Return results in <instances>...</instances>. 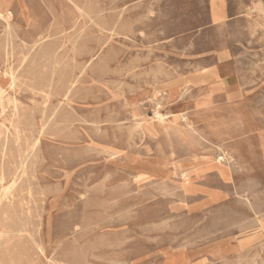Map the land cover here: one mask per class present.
Wrapping results in <instances>:
<instances>
[{"label":"rangeland","instance_id":"rangeland-1","mask_svg":"<svg viewBox=\"0 0 264 264\" xmlns=\"http://www.w3.org/2000/svg\"><path fill=\"white\" fill-rule=\"evenodd\" d=\"M77 1L89 16L77 15L72 0H23V8L12 0L10 26L0 18V86L19 108L21 149L39 137L24 178L26 230L35 237L41 229L48 259L59 246L58 264H264V0ZM214 74L233 82L237 96L220 105L223 141L212 147L217 158L228 154L223 186L232 194L208 206L186 194L171 158L195 143L199 116L183 107ZM13 103L0 105V125L8 126ZM16 147L11 138L14 160ZM21 242L13 239L9 253L27 264L33 246L22 254ZM4 252L0 245V264H12Z\"/></svg>","mask_w":264,"mask_h":264},{"label":"bare ground","instance_id":"bare-ground-1","mask_svg":"<svg viewBox=\"0 0 264 264\" xmlns=\"http://www.w3.org/2000/svg\"><path fill=\"white\" fill-rule=\"evenodd\" d=\"M46 2H47V0H45ZM11 2H12V0H0V18H2V19H4L5 21H6V23H7V25H9V20H10V18H11V16H12V12L9 10V8H10V4H11ZM16 2L18 3V5L21 7V8H23V6L25 5L24 3H23V0H16ZM38 2V1H37ZM80 2V1H79ZM79 2L76 0H72V5L74 6V8L76 9H74L76 12H77V15H79L80 14V16L82 17V16H89L90 14H89V12H87L83 7H81L80 5H79ZM102 2H104V1H102ZM44 3V2H43ZM51 4V3H50ZM53 5V4H52ZM52 5H51V8H53L52 7ZM83 5V4H82ZM42 6V5H41ZM46 7V6H45ZM47 8V7H46ZM88 9H89V7H88ZM93 9V8H92ZM106 9V8H105ZM48 10V9H47ZM52 10V9H51ZM50 11V10H49ZM166 11V10H165ZM45 12V11H44ZM53 12V11H52ZM56 12V11H55ZM122 12V11H121ZM102 14H103V12H101ZM263 13H264V11H263ZM92 14H93V12H92ZM97 14H99V13H97ZM96 15V14H95ZM31 18L36 22V23H39V18H38V16H37V14H35L33 11H31ZM53 16V15H52ZM144 16V15H143ZM54 17V16H53ZM52 17V18H53ZM91 17V16H90ZM98 17V16H97ZM105 17V16H104ZM103 17V18H104ZM84 18H86V17H84ZM87 18H89V17H87ZM98 18H100V16L98 17ZM54 19V18H53ZM95 19H96V17H95ZM94 19V20H95ZM104 20V19H103ZM129 20H131V19H129ZM56 21V20H55ZM84 19H83V23H84ZM99 21V20H98ZM102 21V20H101ZM105 21V20H104ZM57 23H59L58 21H56ZM77 22H79V21H77ZM112 22V21H111ZM114 22V21H113ZM120 22V21H119ZM128 22V21H127ZM74 23H76V21L74 22ZM81 23V22H80ZM79 23V24H80ZM93 22H92V20H91V24H92ZM103 23V22H102ZM116 23V22H115ZM125 23V22H124ZM77 24V23H76ZM75 24V25H76ZM89 24V23H88ZM118 24V23H117ZM117 24H116V26H117ZM123 24V23H122ZM125 24H127V23H125ZM50 25H51V22H50ZM97 25V24H96ZM95 24H94V26H96ZM10 26V25H9ZM48 26V25H47ZM87 26V25H86ZM91 26V25H90ZM106 26V25H105ZM115 26V27H116ZM125 26V25H124ZM124 26H122V27H124ZM128 26V25H127ZM132 26V25H131ZM8 27V26H7ZM52 27V26H51ZM58 27V26H57ZM93 27V26H92ZM92 27H91V29H92ZM109 27V26H108ZM126 27V26H125ZM129 27H130V25H129ZM10 28V27H9ZM84 28V27H83ZM88 28V27H87ZM100 28V27H99ZM132 28V27H131ZM10 29H12L13 30V27L12 28H10ZM114 29V28H113ZM113 29H112V31H113ZM5 30H7L6 28H5ZM73 30V29H72ZM85 30H86V28H85ZM94 30V29H93ZM10 31V30H9ZM49 31V30H48ZM55 31H59V30H55ZM80 31H82V29L80 30ZM121 32L122 31H124V30H120ZM8 32V31H7ZM84 32V31H83ZM124 33V32H123ZM126 33V32H125ZM128 33H130V32H128ZM143 33V32H142ZM3 34H5L4 33V31H3ZM16 34V33H15ZM84 34V33H83ZM86 34V33H85ZM1 35V34H0ZM11 35V34H10ZM75 35H78V34H75ZM93 35V34H92ZM40 36V35H39ZM41 36H42V34H41ZM40 36V37H41ZM48 36V35H47ZM50 36V35H49ZM60 36V35H59ZM254 36V35H253ZM7 38L6 39H8V36H6ZM11 37V36H10ZM39 37V38H40ZM98 37V41H99V36H97ZM125 37H127V36H125ZM4 38V37H3ZM39 38H38V40H36L35 42H37V41H39ZM47 38V37H46ZM73 38V37H72ZM78 38V37H77ZM13 39V38H12ZM149 39V38H148ZM172 39V38H171ZM68 40H70V39H68ZM79 40V39H78ZM83 40V39H82ZM81 40V41H82ZM8 41V40H7ZM43 41V40H42ZM42 41H40V42H42ZM44 41H46V39L44 40ZM43 41V42H44ZM71 41V40H70ZM76 41V40H75ZM11 42V41H10ZM69 42V41H68ZM1 43V42H0ZM8 43V42H7ZM70 43V42H69ZM75 43V42H74ZM73 43V44H74ZM99 43V42H98ZM36 44V43H35ZM39 44V43H38ZM43 44V43H42ZM26 45V44H25ZM24 45V46H25ZM32 45V44H31ZM44 45V44H43ZM193 45V44H192ZM33 46V45H32ZM65 45L63 44V46L62 47H64ZM67 46V45H66ZM40 47V46H39ZM61 47V48H62ZM74 47V46H73ZM84 47V46H83ZM11 48V47H10ZM26 48V47H25ZM34 48V47H33ZM72 48V47H71ZM45 49V48H44ZM75 49V48H74ZM2 50V49H1ZM5 50V49H4ZM8 50V49H7ZM15 50V49H14ZM21 50H23V49H21ZM92 50V49H91ZM112 50H113V48H112ZM33 51V50H32ZM43 51V50H42ZM6 52V51H5ZM8 52H9V50H8ZM12 52V51H11ZM23 52V51H22ZM21 52V53H22ZM38 52V51H37ZM36 52V53H37ZM44 52H45V50H44ZM75 51H73V53H74ZM113 52V51H112ZM7 53V52H6ZM89 53V52H88ZM12 54V53H11ZM31 54V52L27 55V56H29ZM38 54V53H37ZM57 54V53H56ZM68 54V53H67ZM76 54V53H75ZM115 54V53H114ZM52 55V54H51ZM7 56V55H6ZM12 56V55H11ZM31 56H33V55H31ZM57 56V55H56ZM30 57V56H29ZM54 57V56H53ZM117 57V56H116ZM8 58V57H7ZM6 58V59H7ZM42 58V57H41ZM67 58V57H66ZM108 58V57H107ZM28 59V58H27ZM43 59H45V58H43ZM51 60V59H50ZM117 60V59H116ZM23 61H25V60H23ZM34 61H36V60H34ZM40 61V60H39ZM43 61V60H42ZM49 61V60H48ZM54 61H55V59H54ZM73 61H75L74 59H73ZM8 62H9V60H8ZM47 62V61H46ZM63 62V61H62ZM104 63L106 62V61H103ZM113 62V61H112ZM38 63V62H37ZM45 63V62H44ZM43 63V64H44ZM56 63V62H55ZM72 63V62H71ZM75 63V62H74ZM33 64V63H32ZM41 64V63H40ZM58 64V63H57ZM61 64V63H60ZM69 64V63H68ZM22 65V64H21ZM31 65V64H30ZM56 65V64H55ZM75 65V64H74ZM11 66H12V64H11ZM32 66V65H31ZM33 66H34V64H33ZM36 66V65H35ZM50 66H52V64L50 65ZM54 66V65H53ZM53 66H52V68H53ZM88 66H89V64H88ZM21 67V66H20ZM39 67H40V65H39ZM38 66H37V68H39ZM74 67V66H73ZM57 68H59V66L57 67ZM70 68V67H69ZM87 68V67H86ZM85 68V69H86ZM90 68H91V66H90ZM104 68V67H103ZM178 68V67H177ZM9 69H10V67H9ZM28 69V68H27ZM26 69V70H27ZM31 69H32V67H31ZM35 69H36V67H35ZM44 69V68H43ZM84 69V70H85ZM6 69H4V71H5ZM33 70H34V68H33ZM32 70V71H33ZM65 70V69H64ZM75 70H77V69H75ZM83 70V71H84ZM18 71V70H17ZM31 71V72H32ZM53 71V70H52ZM30 72V71H29ZM30 72V73H31ZM6 73V72H5ZM25 73V72H24ZM23 73V74H24ZM56 73V72H55ZM114 73H116L115 71H114ZM8 75H9V77H8V81H9V84H10V87L14 84V75H13V73H12V71L10 70L8 73H7ZM17 74V73H16ZM53 74V73H52ZM73 74V73H72ZM81 74V73H80ZM63 75V74H62ZM126 75V74H125ZM17 76H18V74H17ZM33 77V76H32ZM80 77V79H81V76H79ZM98 78V77H97ZM20 79V78H19ZM52 79V78H51ZM15 80H16V78H15ZM34 81V80H33ZM49 81V80H48ZM36 82V81H35ZM52 82V81H51ZM54 82V81H53ZM71 82V81H70ZM111 82V81H110ZM30 83H32V84H34L33 82H30ZM59 83H60V81H59ZM123 83V82H122ZM31 84V85H32ZM112 84H114V83H112ZM30 85V86H31ZM50 85H52V84H50ZM110 85V84H109ZM119 85V84H118ZM117 86V85H116ZM121 86V85H120ZM119 86V87H120ZM32 87H33V85H32ZM71 87V86H70ZM118 87V88H119ZM72 88V87H71ZM70 88V89H71ZM121 88V87H120ZM119 88V89H120ZM49 89H51V86H50V88ZM56 89V88H55ZM117 89V88H116ZM5 89L2 87V86H0V105H4L5 104V101L7 102V103H13V101H11V99L10 98H8L7 97V99H5L6 98V93H5ZM50 91V90H49ZM62 91V90H61ZM69 91V90H68ZM45 92V91H44ZM41 93H43V92H41ZM80 93V92H79ZM122 93H124V92H122ZM176 93V92H175ZM50 93H48L47 95H49ZM167 94H169V93H167ZM52 95V94H51ZM55 96V95H54ZM77 96V95H76ZM174 96V95H173ZM49 97V96H48ZM172 97V96H171ZM66 98V97H65ZM15 100V99H14ZM228 100V99H227ZM44 101H46V100H44ZM18 102V101H17ZM62 103V102H61ZM63 104V103H62ZM65 104H67V103H65ZM124 104H126V103H124ZM44 105V104H43ZM64 105V104H63ZM208 105H210V104H208ZM45 106V105H44ZM129 106V105H128ZM185 106V105H184ZM127 107V106H126ZM5 109V108H4ZM6 109H7V107H6ZM73 109V108H72ZM71 109V110H72ZM23 111V110H22ZM157 111V110H156ZM5 112V111H4ZM34 111H31V113H33ZM45 114V113H44ZM54 114V113H53ZM130 114V113H129ZM155 114H156V116L158 117L159 116V114L157 113V112H155ZM161 114V113H160ZM25 115V114H24ZM27 115V114H26ZM112 115V114H111ZM3 116H4V114H3ZM19 116H20V112H19V108L17 107V104L16 103H13L12 104V114H11V118L8 120V122H9V124H8V126L7 125H5V124H1L0 125V185L2 186V189L0 190V245L1 246H3V249H4V254H5V257L7 258H9V259H11L10 261H11V263L12 264H23L22 262H24V260H23V258H18V259H14V257H11L12 255H10V253H9V249H10V245H9V243L13 240V239H19V241H22L21 243L23 244V246L25 245V243H28V242H30L31 243V245L33 246V248H32V253L30 254V257H31V259L27 262V264H51V263H53V264H58L57 263V256H56V254H57V244H55V248L53 249V254H52V256H50L51 258H49L48 259V255H46V251H45V249H44V246H43V244H42V241H41V237H42V234H41V229L38 231V233L35 235V237L32 235V233H29L28 232V230H26V225H25V221L27 220L26 219V217L28 218V216L29 215H31V207L29 206V203H30V199H31V186H30V182L31 181H29V183L27 182V183H25V179L24 178H26L27 177V165H29L28 164V159H29V156H31L33 153H34V151H35V146H37V144H38V142H39V137L37 138V139H35L34 141H33V143H31V144H27V149H21V146H20V139H21V137H20V134H19V130H18V125L17 124H15V123H17L18 122V119H19ZM162 116V115H161ZM32 118V117H31ZM51 118V117H50ZM53 118V117H52ZM44 119V118H43ZM108 119V118H107ZM125 121H127V120H125ZM165 121V120H164ZM51 122H54V121H51ZM67 122V121H66ZM110 122V121H109ZM49 123V122H48ZM62 123V122H61ZM189 123V122H188ZM47 124V123H46ZM50 125H52V127H53V124L52 123H49ZM137 124V123H136ZM54 125H55V123H54ZM94 125V124H93ZM96 125V124H95ZM158 125V124H157ZM165 125V124H164ZM27 126V125H26ZM46 126V125H45ZM29 127V126H28ZM47 127V126H46ZM49 127V126H48ZM56 127V126H55ZM62 127V126H61ZM99 127V126H98ZM135 127V126H134ZM137 127H140V126H137ZM151 127V126H150ZM67 128V127H66ZM65 128V129H66ZM136 128V127H135ZM141 128V127H140ZM45 129V128H44ZM57 129V128H56ZM67 130H68V128H67ZM142 130V129H141ZM166 130V129H165ZM168 130V129H167ZM41 131H42V129H41ZM50 131H51V129H50ZM62 131V130H61ZM23 133H24V131H23ZM57 134V133H56ZM60 134V133H59ZM58 134V135H59ZM29 135V134H28ZM66 135V134H65ZM115 135V134H114ZM142 135V134H141ZM56 136V135H55ZM54 136V137H55ZM152 136V135H151ZM32 137V136H31ZM57 137V136H56ZM11 138H13L14 139V143L17 145V147H16V151L18 150V154H17V160H14L15 158H14V156H12L13 158H11V156H9V155H12V154H9L8 155V150L10 149H8V145H9V141H10V139ZM59 138H60V136H59ZM62 138V137H61ZM32 139V138H31ZM143 140V139H142ZM27 141V140H26ZM199 141V140H198ZM132 142H133V140H132ZM134 144V143H133ZM135 145H137L136 143H135ZM139 145V144H138ZM38 146H39V144H38ZM131 147V146H130ZM12 148V147H11ZM18 148V149H17ZM38 150V149H37ZM41 150V149H40ZM15 151V150H14ZM10 152H12V151H10ZM36 153H37V151H35ZM67 152V151H66ZM70 152V151H69ZM68 152V153H69ZM106 152V151H105ZM215 152V151H214ZM213 152V153H214ZM13 153V152H12ZM170 153V152H169ZM216 153V152H215ZM214 153V154H215ZM77 154V153H76ZM92 155V154H91ZM109 155V154H108ZM111 156H112V154H111ZM217 156H218V154H217ZM230 156V155H229ZM36 157V156H35ZM70 157V156H69ZM77 157V156H76ZM87 157H88V155H87ZM231 157V156H230ZM232 158V157H231ZM31 159V158H30ZM72 159V158H71ZM172 159V158H171ZM217 159V161H218V164H220L221 166H226L227 165V161H228V154H227V152L225 151V149L223 150V155L222 156H220V157H218V158H216ZM231 161H232V159H231ZM35 163V162H34ZM34 163H33V165H34ZM240 163V162H239ZM36 164V163H35ZM32 165V164H31ZM239 165V164H238ZM230 166V165H229ZM240 167V166H239ZM30 168H32V167H30ZM31 170V169H30ZM108 177V176H107ZM106 177V178H107ZM180 178H181V181H182V183H183V186H185L186 184H187V181H188V179H189V174L187 173V172H182L181 174H180ZM104 181V180H103ZM157 181V180H156ZM4 182H6V184L5 185H3L4 184ZM126 182V181H125ZM124 182V183H125ZM130 182V181H129ZM128 182V183H129ZM160 182V181H159ZM122 183V182H121ZM127 183V182H126ZM127 183V184H128ZM96 184V183H95ZM123 184V183H122ZM155 184V183H154ZM161 184V183H160ZM164 184V183H163ZM203 184V183H202ZM165 185V184H164ZM240 185V184H239ZM57 186V185H56ZM55 186V187H56ZM152 186V185H151ZM156 186V184L154 185V187ZM159 186V184H157V187ZM163 186V185H162ZM166 187H167V185H165ZM54 187V188H55ZM104 187V186H103ZM122 187V186H121ZM149 187V186H148ZM153 187V186H152ZM152 187H150V188H152ZM160 187H161V185H160ZM164 187V186H163ZM113 188V187H112ZM165 188V187H164ZM169 188V187H168ZM239 188H240V186H239ZM111 189V188H110ZM142 189V188H141ZM160 189V188H159ZM159 189H158V191H159ZM162 189V188H161ZM170 189H172V188H170ZM45 190H47L46 188H45ZM49 190V189H48ZM165 190V189H164ZM166 190H168V189H166ZM165 190V191H166ZM177 190V189H176ZM175 190V191H176ZM238 190V189H237ZM104 191V190H103ZM113 191V190H112ZM155 191V190H154ZM54 192V191H53ZM156 192V191H155ZM181 192H182V190H181ZM244 192V191H243ZM264 192V191H263ZM86 193V192H85ZM136 193V192H135ZM134 193V194H135ZM158 193V192H157ZM160 193H161V191H160ZM236 193V192H235ZM103 194V193H102ZM130 194V193H129ZM167 194H168V192H167ZM243 194V193H242ZM260 194V193H259ZM151 195V194H150ZM169 195V194H168ZM172 195V194H171ZM173 195H174V193H173ZM246 195V194H245ZM244 195V196H245ZM263 195V194H262ZM175 196V195H174ZM185 196H187V195H185ZM243 196V195H242ZM247 196V195H246ZM85 197H86V194H85ZM144 197V196H143ZM152 197V196H151ZM156 197V196H155ZM253 197H254V195H253ZM40 198V197H39ZM257 198V197H256ZM43 199V198H42ZM190 199V198H189ZM238 199V198H237ZM254 199V198H253ZM259 199V198H258ZM82 200V199H81ZM104 200V199H103ZM107 200V199H106ZM241 200V199H240ZM114 201V200H113ZM187 201V200H186ZM239 201V200H238ZM245 201V200H244ZM259 201V200H258ZM112 202V200L110 201V203ZM253 202H255V201H253ZM253 202H249L250 203V205L253 203ZM85 203V202H84ZM98 203V202H97ZM238 203H240V202H238ZM245 203V202H244ZM258 203V202H257ZM81 204H82V202H81ZM80 204V205H81ZM103 204V203H102ZM104 204H105V202H104ZM241 204H242V201H241ZM259 204V203H258ZM262 204V203H261ZM105 205H107V204H105ZM243 205V204H242ZM254 205V204H253ZM222 206H224V205H222ZM227 206V205H226ZM226 206H224L225 208H227ZM78 207V206H77ZM76 207V208H77ZM84 207V206H83ZM219 207H221V206H219ZM218 207V208H219ZM256 207H258V205L256 206ZM260 207H262L261 205H260ZM259 207V208H260ZM80 208L81 207H79V210H80ZM103 208V207H102ZM105 208V207H104ZM230 208V207H229ZM228 208V209H229ZM106 209V208H105ZM213 209V208H212ZM221 209V208H220ZM231 209V208H230ZM258 209V208H257ZM260 209H262V208H260ZM259 209V210H260ZM78 210V209H77ZM83 210H85V209H83ZM104 210V209H103ZM215 210V209H214ZM218 210V209H217ZM255 210V209H254ZM258 210V211H259ZM37 211V210H36ZM220 211H222V210H220ZM219 211V212H220ZM231 211V210H230ZM229 211V212H230ZM257 211V212H258ZM38 212V211H37ZM42 212H43V209H42ZM93 212V211H92ZM162 212V211H161ZM203 212V211H202ZM213 212V211H212ZM227 212V211H226ZM234 212V211H233ZM260 212V211H259ZM70 213V212H69ZM99 213H101V212H99ZM98 213V214H99ZM117 213V212H116ZM122 213H124V212H122ZM122 213H120V215L122 214ZM158 213H160V212H158ZM218 213V212H217ZM224 212H222L221 214H223ZM231 213H232V211H231ZM230 213V214H231ZM256 213V212H255ZM90 214V213H89ZM111 214V213H110ZM127 214H128V212H127ZM213 214V213H212ZM219 214V213H218ZM236 214V213H235ZM76 215H77V213H76ZM79 215V214H78ZM95 215H96V213H95ZM181 215V214H180ZM215 215H216V212H215ZM228 215H229V213H228ZM239 215V214H238ZM243 215H244V213H243ZM261 215V214H260ZM84 215L82 214V217H83ZM89 216V215H88ZM92 216H93V214H92ZM107 216L108 215H106V218H107ZM123 216V215H122ZM183 216H186V214L185 215H183ZM211 216V215H210ZM219 216H220V214H219ZM232 216V215H231ZM259 216V215H258ZM121 217V216H120ZM119 217V218H120ZM125 217V216H124ZM127 217H129V216H127ZM127 217H125L126 219H125V221H127ZM217 217V216H216ZM215 217V219H218V218H216ZM235 217V216H234ZM233 217V218H234ZM238 217V216H237ZM240 217L242 218V216L240 215ZM244 217V216H243ZM260 217V216H259ZM70 218V217H69ZM87 218V217H86ZM100 218V217H99ZM103 218H105V217H103ZM108 218H109V216H108ZM111 218V217H110ZM164 218V217H163ZM179 218V217H178ZM185 218V217H184ZM187 218V217H186ZM220 218V217H219ZM223 218V217H222ZM225 218H227V216L225 217ZM230 218H232V217H230ZM232 218V219H233ZM26 219V220H25ZM90 219V218H89ZM111 219H113V218H111ZM123 220H124V218H122ZM194 219V218H193ZM206 219V218H205ZM209 219V218H208ZM215 219H214V222H215ZM244 219V218H243ZM242 219V220H243ZM249 220H250V218H248ZM251 219H252V217H251ZM255 219V218H254ZM31 220V219H30ZM40 221H41V219H39ZM82 220V219H81ZM98 220V219H97ZM106 220V219H105ZM108 220V219H107ZM107 220H106V222H107ZM184 220V219H183ZM189 220V219H188ZM197 220V219H196ZM198 220H199V218H198ZM221 220V219H220ZM226 220V219H225ZM228 220V219H227ZM235 220H237L236 218H235ZM246 220V219H245ZM36 221V220H35ZM34 221V222H35ZM70 221H71V219H70ZM88 221V220H87ZM92 221H94V220H92ZM111 221V220H110ZM116 221V220H115ZM168 221H170V220H168ZM174 221H176V219L174 220ZM173 221V222H174ZM184 221H186V220H184ZM193 221V220H192ZM231 221V220H230ZM229 221V222H230ZM234 221V220H233ZM251 221V220H250ZM256 221V220H255ZM255 221H254V223H255ZM29 222V221H28ZM96 222V221H95ZM98 222V221H97ZM100 222V221H99ZM120 222V221H119ZM122 222V221H121ZM164 222V221H163ZM181 222V221H180ZM195 222V221H194ZM211 222V221H210ZM217 222V221H216ZM218 222H219V219H218ZM227 222V221H226ZM236 222V221H235ZM239 222H242V221H239ZM246 222V221H245ZM244 222V223H245ZM249 222V221H248ZM252 222H253V220H252ZM32 223V222H31ZM105 223V222H104ZM168 223V222H167ZM166 222H165V226H166V224H167ZM192 223V222H191ZM234 223V222H233ZM244 223H241V224H244ZM253 223V224H254ZM93 224V223H92ZM95 224H97V223H95ZM101 224V223H100ZM99 224V225H100ZM157 224H159V223H157ZM163 224V223H162ZM184 225H185V223H183ZM204 224V223H203ZM202 224V225H203ZM221 224V223H220ZM228 224V223H227ZM237 224V223H236ZM250 224V223H249ZM252 224V225H253ZM161 225V224H160ZM169 225V224H168ZM174 225H178V223L177 224H174ZM174 225H173V227H174ZM192 225V224H191ZM198 225V224H197ZM211 225V224H210ZM218 225V224H217ZM240 224H238V225H236V226H239ZM251 225V224H250ZM256 225V224H255ZM31 226H32V224H31ZM62 226V225H61ZM148 226V225H147ZM154 226V225H153ZM156 226V225H155ZM154 226V227H155ZM158 226V225H157ZM196 226V225H195ZM207 226V225H206ZM205 226V227H206ZM209 226V225H208ZM212 226V225H211ZM236 226H234V227H236ZM77 227H78V225H77ZM90 227V226H89ZM92 227V226H91ZM143 227V226H142ZM182 227H183V225H182ZM181 227V228H182ZM203 227H204V225H203ZM214 227V226H213ZM230 227H231V225H230ZM243 227V226H242ZM244 227H245V224H244ZM249 227V226H248ZM65 228V227H64ZM147 228H149V226L147 227ZM157 228H159V226L157 227ZM169 228V227H168ZM174 228H176V227H174ZM211 228V227H210ZM210 228H207V229H210ZM252 228V227H251ZM28 229V228H27ZM34 229V228H33ZM33 229H32V231H33ZM66 229H68V228H66ZM70 229H72V228H70ZM146 229V228H145ZM173 229V228H172ZM172 229H171V231H172ZM178 229H179V225H178ZM214 229V228H213ZM216 229H218V228H216ZM223 229V228H222ZM245 229V228H244ZM65 230V229H64ZM69 230V229H68ZM67 230V231H68ZM86 230V229H85ZM153 230H155V228L153 229ZM199 230V229H198ZM201 230V229H200ZM246 230V229H245ZM86 231H88V230H86ZM175 231V230H174ZM205 231V230H204ZM224 231H226V230H224ZM128 232V231H127ZM196 232H198V231H196ZM253 232V231H252ZM77 233V232H76ZM111 233V232H110ZM117 233V232H116ZM200 233V232H199ZM198 233V234H199ZM202 233H203V231H202ZM202 233H200V234H202ZM206 233V232H205ZM222 233V232H221ZM242 233V232H241ZM80 234V233H79ZM112 234V233H111ZM128 234V233H127ZM193 234V233H192ZM208 234V233H207ZM113 235V234H112ZM116 236H117V234H115ZM183 235H185V234H183ZM98 236V235H97ZM171 236V235H170ZM180 236H182V235H180ZM196 236V235H195ZM200 236H202V235H200ZM73 237V236H72ZM106 237V236H105ZM179 237V236H178ZM177 237V238H178ZM194 237V236H193ZM102 238V237H101ZM125 238V237H124ZM158 238V237H157ZM104 239V238H103ZM117 237H116V241H117ZM189 240H190V238H188ZM64 240V239H63ZM75 240V239H74ZM97 240V239H96ZM123 240H125V239H123ZM148 240V239H147ZM189 240H186V241H189ZM201 240V239H200ZM206 240V239H205ZM101 241V240H100ZM126 241V240H125ZM124 241V242H125ZM155 241V240H154ZM173 241V240H172ZM62 242V241H61ZM74 242V241H73ZM110 242V241H109ZM115 242V241H114ZM118 242V241H117ZM64 243H65V241H64ZM97 243V242H96ZM95 243V244H96ZM123 243V242H122ZM193 243V242H192ZM108 244V243H107ZM111 244H112V242H111ZM114 244V243H113ZM112 244V245H113ZM119 244V243H118ZM194 244V243H193ZM61 245V244H60ZM66 245V244H65ZM75 245V244H74ZM78 245V244H77ZM89 245L90 244H88V248H89ZM121 245V244H120ZM179 245V244H178ZM91 246H93V244L91 245ZM119 246V245H118ZM117 246V247H118ZM59 247V246H58ZM66 247V246H65ZM69 247V246H68ZM78 247H79V245H78ZM110 247H112V246H110ZM22 248V247H21ZM74 248V247H73ZM75 249V248H74ZM81 249H82V247H81ZM95 249V248H94ZM23 250H25V252H22V254H25L26 253V250H27V246H24L23 247ZM71 250V249H70ZM84 250H86V247H85V249ZM90 250H91V248H90ZM249 250H251V248H249ZM249 250H247V252L249 251ZM78 251V250H77ZM244 251V250H243ZM66 252V251H65ZM64 252V253H65ZM68 252V251H67ZM74 252V251H73ZM88 252V251H87ZM246 252V251H245ZM82 253H84V252H82ZM86 253V252H85ZM76 254V253H75ZM88 254V253H87ZM87 254H86V256H87ZM108 255V254H107ZM241 255H242V253H241ZM245 255V254H244ZM248 255V254H247ZM84 256H85V254H84ZM83 256V257H84ZM103 256V255H102ZM238 256V255H237ZM104 257V256H103ZM106 257V256H105ZM247 257V256H246ZM75 258V257H74ZM82 258V257H81ZM86 258V257H85ZM84 258V259H85ZM94 258V257H93ZM102 258V257H101ZM100 258V259H101ZM98 259V258H97ZM104 259V258H103ZM244 259H246L245 257H244ZM82 260H83V258H82ZM82 260H81V262H82ZM111 260V259H110ZM248 260V259H247ZM77 261V260H76ZM233 261V260H232ZM241 261V260H240ZM244 261V260H243ZM254 261H255V259H254ZM110 262V261H109ZM111 262H113V260L111 261ZM116 262V261H115ZM234 262V261H233ZM245 262V261H244ZM251 262V261H250ZM61 264H62V262H60ZM210 263V262H209ZM225 263V262H224ZM226 263H229V261L227 262L226 261ZM235 263V262H234ZM64 264H66V263H64ZM78 264V263H77ZM126 264V263H125ZM208 264V263H207ZM211 264V263H210ZM233 264V263H232ZM242 264V263H241ZM245 264H246V262H245ZM249 264V263H248ZM251 264V263H250ZM255 264V263H254ZM261 264V263H260Z\"/></svg>","mask_w":264,"mask_h":264},{"label":"crops","instance_id":"crops-1","mask_svg":"<svg viewBox=\"0 0 264 264\" xmlns=\"http://www.w3.org/2000/svg\"><path fill=\"white\" fill-rule=\"evenodd\" d=\"M212 77V80L203 82L206 90L187 101L183 107L190 114L199 116L195 119L198 127L195 143L189 141L186 144L182 158L171 159V170L179 177L182 172L189 174L184 186L186 194L197 195V201L208 206L232 194L231 188L223 186L224 180L229 176V170L226 166L218 164L212 147L220 145L223 141V131H220L221 119L218 117L222 113L220 105L229 103L237 96L233 82L227 83L216 74Z\"/></svg>","mask_w":264,"mask_h":264}]
</instances>
